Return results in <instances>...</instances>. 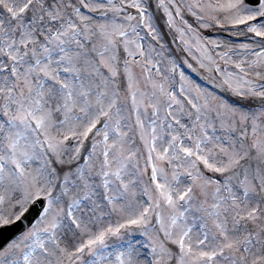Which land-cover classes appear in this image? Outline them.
<instances>
[{
  "label": "snow or ice",
  "instance_id": "6c2138e0",
  "mask_svg": "<svg viewBox=\"0 0 264 264\" xmlns=\"http://www.w3.org/2000/svg\"><path fill=\"white\" fill-rule=\"evenodd\" d=\"M0 264H264V0H0Z\"/></svg>",
  "mask_w": 264,
  "mask_h": 264
}]
</instances>
